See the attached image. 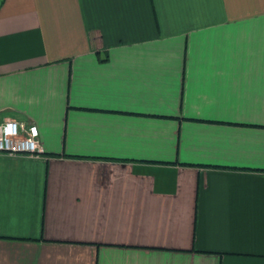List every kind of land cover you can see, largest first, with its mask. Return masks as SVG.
<instances>
[{"label": "crops", "instance_id": "0c3cea01", "mask_svg": "<svg viewBox=\"0 0 264 264\" xmlns=\"http://www.w3.org/2000/svg\"><path fill=\"white\" fill-rule=\"evenodd\" d=\"M0 264H264V0H1Z\"/></svg>", "mask_w": 264, "mask_h": 264}, {"label": "built area", "instance_id": "2783aa9c", "mask_svg": "<svg viewBox=\"0 0 264 264\" xmlns=\"http://www.w3.org/2000/svg\"><path fill=\"white\" fill-rule=\"evenodd\" d=\"M40 151L38 131L33 123L14 119L0 121V154L33 156Z\"/></svg>", "mask_w": 264, "mask_h": 264}, {"label": "trees", "instance_id": "16d2710c", "mask_svg": "<svg viewBox=\"0 0 264 264\" xmlns=\"http://www.w3.org/2000/svg\"><path fill=\"white\" fill-rule=\"evenodd\" d=\"M0 4H1V0H0Z\"/></svg>", "mask_w": 264, "mask_h": 264}]
</instances>
